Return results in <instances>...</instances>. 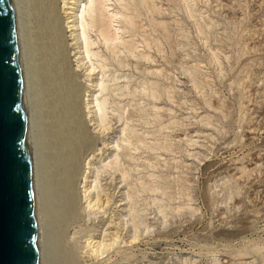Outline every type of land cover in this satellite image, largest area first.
I'll list each match as a JSON object with an SVG mask.
<instances>
[{
	"label": "rangeland",
	"instance_id": "obj_1",
	"mask_svg": "<svg viewBox=\"0 0 264 264\" xmlns=\"http://www.w3.org/2000/svg\"><path fill=\"white\" fill-rule=\"evenodd\" d=\"M17 1L23 31L29 32L24 59L40 123L35 133L42 139L50 120L44 113L51 110L40 80L46 51L39 50L44 41L34 0ZM64 1L70 0L58 4L65 28L58 71L77 90L76 96L66 92L68 104L99 135L87 157L93 165L87 185L97 187L93 196L99 192L109 204L89 206L81 180L62 240L55 214H48L46 264L60 263L57 237L63 250L91 259L88 264H264V0H111L109 11L121 13L112 24L123 40L105 44L90 31L98 42L90 57L75 53L76 32L66 27ZM102 79L106 90L100 92ZM96 97L108 101L103 133L88 111L97 108H86ZM41 139V192L51 207V185L57 184ZM116 154L131 175V187L111 167L95 181V168ZM92 239L114 244L96 258Z\"/></svg>",
	"mask_w": 264,
	"mask_h": 264
},
{
	"label": "bare ground",
	"instance_id": "obj_2",
	"mask_svg": "<svg viewBox=\"0 0 264 264\" xmlns=\"http://www.w3.org/2000/svg\"><path fill=\"white\" fill-rule=\"evenodd\" d=\"M110 1L111 0H70L69 2H67V1H64V3L62 2L64 4V8L66 7L68 9L66 15H68L67 23H69L70 25L69 26L66 25V27L69 28L68 30H72L73 33L76 32V34L73 37L75 39V44L78 45L77 48H79V50L76 48L75 53L76 52H79L80 54L85 53L88 57H90L91 55L96 56L97 52L92 50V48L98 42L91 38L90 31H95L98 38L101 41H103L105 44H113L114 45L117 42H121L123 40L121 38V36L119 35V32H118V30L120 31V29H119L120 27L116 28L112 24L113 21L117 20L116 18L120 17L121 13L117 12V11L116 12L109 11L108 8H110V6H109ZM20 2H21V0H20ZM18 3H19V1H17V0H11L13 15H14V21H15V26H16L17 42H18V51H19V60H20V69H21V78H22V87H23V98H24V107H25V117H26V127H27V136H28V145H29L31 172H32V183H33V194H34L35 216H36V241H37L38 264H46L47 257L51 255V253H50V255L47 253L48 255H47V257H45V253L48 249V247L46 246V243L48 242V238L50 237V236H48V235H50L47 232L48 229H46L47 228V217H48L49 212H52L53 215L55 214L54 217L56 219V223H58L59 224L58 226L61 227L60 230L58 231V234H57V232H56V234H57V236H59V239L62 240L61 238L64 237L65 235H67V233H68V230H69L68 224L70 223L69 221H71L69 219H70V217H72L74 215L73 214L74 210H75L74 201H75V199H77V197H75L74 192H75V190H77L76 188H78V186L80 185L79 183L81 180H83L82 181L83 183H82V186H79V187L84 188V190L82 192L84 194V197H86L88 200L90 199L89 203H88L89 206L90 205L91 206L97 205L98 209H99L100 207H104L105 204L106 205L109 204V201H106V203H103L104 201L101 200L102 197L100 196L101 193H99V192H97V194L95 196H93V193H94L93 191H95L94 189H96L97 187L94 186L95 187L94 188L93 185H92V187L90 184H89V186L87 185L88 181H89L87 178L90 174L89 168H92V166H93V165H91L90 161H87V157L90 153L95 152V150L97 149V142H98L99 135L93 136L87 128L85 114H83L82 111L77 112L75 105L72 106V105H69L71 103L68 104L67 99L69 98V96L68 97L65 96L66 92L67 91H70V92L73 91L72 93L75 92L74 95L76 96L77 90H76L75 86H72L73 84L71 86H69L70 80L68 81V85L65 84V81H66L65 76L61 75V72L59 73V71H58V68L59 69L61 68V66H59L58 61L63 60V59H60V57H59L58 58L59 60H58L57 57L60 53H62V52H60V49L62 46V45L60 46V43H61L62 38H63L62 36L63 35L65 36V30H64L65 28H63V25L61 23V17H60V13H59V9H58L59 0H34V4H33L35 6V10H36L35 12H36V16H37V19L35 20V22H37L36 28L37 29L39 28L42 31L41 33L39 31V33L41 34L39 39H43V41H44V43H43L44 45L40 44L39 45L40 48L39 47L38 48L40 50L42 48L41 46H43V47H45V51H46L45 56H44L46 58V64L45 63L42 64L43 62L41 63L42 65L40 64L43 67L42 69H40L41 70L40 74L42 76V77L40 76V80L42 78V81L46 84V93H48L51 97V103L49 106V108L51 107V110H49V108L47 107L50 112L47 113L48 112L47 111L46 113H44V114H48L50 116V120H49V123L47 122L49 118L47 119V121H45V125L47 122L48 127L44 128V129H46V128L47 129L45 130L46 133L44 132L45 138H42V139H45L44 143L46 142L45 145H46V148L48 149L46 155L48 156L49 168H50V171L52 173V176H54L53 177L55 179L54 182H56V184H57L56 185L54 183L56 185L55 187H52V185H51V190L48 187L51 195L49 193L48 194H49V196L52 197V198H50V200L52 199V201H53V203L51 204V207L49 204L50 201L47 202L46 201L47 199L45 200L42 197L43 195L45 196V194H43L41 192V190H42L41 188L44 187L43 189H45V186H42V184H43L42 182H44V181L41 180L42 167L40 166V161H41L40 157L41 156L39 153V146H40L39 139H41L40 138L41 134L39 135V137H37V134H38L37 131L38 130L36 131L37 134L35 133V130L37 129V128H35L37 125L36 122L39 123V121L35 120L37 118V115H38L37 113H35V115L36 114L37 115L34 119L33 109H35L36 106H35V108H32L33 98H31L30 90L31 91H33V90L31 89L30 82H29L31 79L29 80L30 77H28V70L29 69H27L26 64H25V61L28 59H26V58H25L26 60L24 59V57H25L24 52H25L26 46H25V42H24L25 41L24 40V37H25L24 32L25 31H23L22 26H26V25H23V23L20 22V21H22L20 19V16H22L23 11L21 13H19L20 12L19 9H21L22 7L19 8L20 5L18 6ZM31 3L29 2V4H31ZM24 7L26 8V6H24ZM29 8H31V7H29ZM30 11L33 12L34 9L30 10ZM30 13H28V14H30ZM33 14L35 15V13H33ZM24 17H25V15H24ZM33 17H35V16H33ZM31 19H32V17H31ZM129 22H131V21H129ZM24 23H25V21H24ZM30 30H32V29H30ZM36 31L38 32V30H36ZM27 33H29V32H27ZM38 37H36V38L38 39ZM27 39H29V38H27ZM39 42H41V41H39ZM82 49H84V50H82ZM63 50H64V48H63ZM25 54H27V53L25 52ZM42 54H44L43 51H42ZM30 56H32V55H30ZM80 57L82 59L84 58L83 56H80ZM54 59H55V61H54ZM27 62H29V60ZM88 66H90V65H88ZM101 67L102 68L104 67L103 64H101ZM89 68L90 67H88V69ZM66 72H68V71H66ZM89 73L90 74L95 73V67L94 66L89 69ZM98 85L101 88L100 92H103L106 90V83H105V81H103V79L101 80V82ZM72 93H70V95ZM50 97H48V98H50ZM72 97H74V96L72 95ZM72 101L74 102V101H76V99L71 100V102ZM94 101H95L96 105H92V103ZM107 102L108 101H107L106 97H104L102 99L96 97V98L92 99V101L87 102V104H86V108H88V109L94 108V107L97 108L95 110L89 109L88 111L91 113L94 112L93 113L94 115L91 114L92 115L91 120L93 121L94 124L98 123V126H100V128L99 127L98 128L100 130H102L103 127L105 128V126L104 125L102 126V124L103 123L106 124V120L108 117L107 106H106ZM33 103H35V102H33ZM43 106H45V105H43ZM58 107L60 108V110L58 109ZM77 110H79V109H77ZM35 111H36V109H35ZM48 115L47 116L43 115V116L44 117L46 116V118H47ZM87 115H86V117H87ZM38 118H40V117H38ZM40 122H42V121H40ZM45 125H42V126L44 127ZM43 131H42V133H43ZM103 132H104V129L101 131V133H103ZM127 141H128V144H127V146H128V145H130V140H127ZM41 143H42V141H41ZM117 146L120 147L121 145L117 144ZM44 151H46V150L44 149ZM118 157H119V155L116 154V155H114V157L110 161L103 163V165L95 168L97 170L95 181H97L99 174H100L99 172L102 171V169H105L106 167H111V168H115L116 170H118L120 172L122 178H123V181L127 182L131 187V182H132L131 177H130L131 175H129L128 171L124 168V166L123 167L121 166V164L119 163ZM44 158H46V157H44ZM47 167H48V165H47ZM47 170H48V168H47ZM98 182H99V180L97 181V183ZM48 184H49V182H48ZM49 186H50V184H49ZM130 187L128 189V191H129L128 192V198L129 199H131V197H132ZM46 191L47 190H45V192ZM45 198H46V196H45ZM47 198H49V197L47 196ZM43 199L45 200V203H43L44 202ZM75 202H77V201H75ZM45 204L49 205L48 208L46 207ZM49 207L51 209H49ZM64 223H66V224L63 227ZM57 238L53 239L55 243L53 241L52 242L55 244V246L54 245L53 246H54V248L56 247L55 248L57 251L56 253H58L59 258L60 257L62 258V259L57 258L61 264H88L87 261L91 260V259L90 260L89 259H83V260L75 259L76 257L70 253L71 251H73V249L71 251L69 250L70 252L68 250H63L62 247H60L61 246L60 240L58 243ZM94 241L95 240L92 239L89 242V244L92 242L94 243ZM95 242H96V244H94L93 246H94V248L96 246V249L92 250V252L94 251L96 258H99V252L101 253L104 249L105 250H106V248L108 249V246L110 248L114 244V241H112L110 243H105L104 241L98 240ZM48 244L49 243H47V245ZM94 248L92 247L90 249H94ZM53 251H54V249H53ZM50 252H52V251H50Z\"/></svg>",
	"mask_w": 264,
	"mask_h": 264
},
{
	"label": "water",
	"instance_id": "obj_3",
	"mask_svg": "<svg viewBox=\"0 0 264 264\" xmlns=\"http://www.w3.org/2000/svg\"><path fill=\"white\" fill-rule=\"evenodd\" d=\"M0 264H38L32 172L11 0H0Z\"/></svg>",
	"mask_w": 264,
	"mask_h": 264
}]
</instances>
